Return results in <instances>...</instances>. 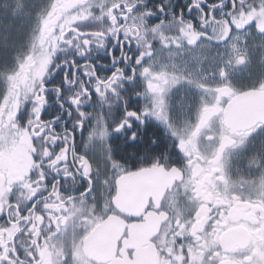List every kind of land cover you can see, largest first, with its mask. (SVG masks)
I'll return each mask as SVG.
<instances>
[{
  "label": "snow or ice",
  "instance_id": "1",
  "mask_svg": "<svg viewBox=\"0 0 264 264\" xmlns=\"http://www.w3.org/2000/svg\"><path fill=\"white\" fill-rule=\"evenodd\" d=\"M0 21V264H264V0Z\"/></svg>",
  "mask_w": 264,
  "mask_h": 264
},
{
  "label": "flooded vegetation",
  "instance_id": "2",
  "mask_svg": "<svg viewBox=\"0 0 264 264\" xmlns=\"http://www.w3.org/2000/svg\"><path fill=\"white\" fill-rule=\"evenodd\" d=\"M173 3L180 4V3H183V0H173ZM153 127H155L158 135H162V131H163L162 128H159L158 126H155V125H153ZM244 178H247V177L245 176Z\"/></svg>",
  "mask_w": 264,
  "mask_h": 264
},
{
  "label": "rangeland",
  "instance_id": "3",
  "mask_svg": "<svg viewBox=\"0 0 264 264\" xmlns=\"http://www.w3.org/2000/svg\"><path fill=\"white\" fill-rule=\"evenodd\" d=\"M42 2H44V0H36V3H42ZM0 23H3V21H0ZM8 23H12V21H8ZM3 39V33L2 32H0V40H2Z\"/></svg>",
  "mask_w": 264,
  "mask_h": 264
}]
</instances>
